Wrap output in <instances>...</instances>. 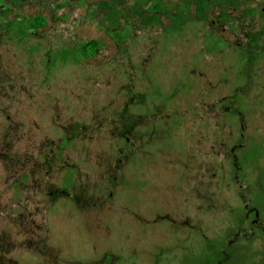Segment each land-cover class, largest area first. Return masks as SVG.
<instances>
[{
  "label": "rangeland",
  "instance_id": "rangeland-1",
  "mask_svg": "<svg viewBox=\"0 0 264 264\" xmlns=\"http://www.w3.org/2000/svg\"><path fill=\"white\" fill-rule=\"evenodd\" d=\"M262 6L0 0V264H264Z\"/></svg>",
  "mask_w": 264,
  "mask_h": 264
},
{
  "label": "trees",
  "instance_id": "trees-1",
  "mask_svg": "<svg viewBox=\"0 0 264 264\" xmlns=\"http://www.w3.org/2000/svg\"><path fill=\"white\" fill-rule=\"evenodd\" d=\"M154 10H158L160 11V9L163 8V6L159 3L156 4V6L153 7ZM251 12H253L251 10ZM20 29V32L22 33V35L26 34V27L27 26H31L34 28H42L45 26L46 24V18L43 16H35L32 18H28V19H20L15 21ZM11 24V23H10ZM261 35L264 38V24H263V28L261 30ZM100 47V42L98 40L92 39V40H87L85 42H81L77 45L76 50H74L73 53H66V55H64V59H68L69 55H71L73 57V59L75 60H80L82 58H88L90 56H93L96 54L98 48ZM240 167H242V164L240 165ZM208 262L209 261V257L206 258Z\"/></svg>",
  "mask_w": 264,
  "mask_h": 264
},
{
  "label": "water",
  "instance_id": "water-1",
  "mask_svg": "<svg viewBox=\"0 0 264 264\" xmlns=\"http://www.w3.org/2000/svg\"><path fill=\"white\" fill-rule=\"evenodd\" d=\"M261 10H262V12H263V14H264V6L261 7Z\"/></svg>",
  "mask_w": 264,
  "mask_h": 264
},
{
  "label": "flooded vegetation",
  "instance_id": "flooded-vegetation-1",
  "mask_svg": "<svg viewBox=\"0 0 264 264\" xmlns=\"http://www.w3.org/2000/svg\"><path fill=\"white\" fill-rule=\"evenodd\" d=\"M260 10H261V8H260ZM261 12H262V10H261ZM262 14H263V12H262Z\"/></svg>",
  "mask_w": 264,
  "mask_h": 264
}]
</instances>
